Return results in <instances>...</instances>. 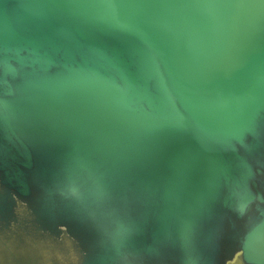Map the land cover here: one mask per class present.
<instances>
[{"label":"water","instance_id":"95a60500","mask_svg":"<svg viewBox=\"0 0 264 264\" xmlns=\"http://www.w3.org/2000/svg\"><path fill=\"white\" fill-rule=\"evenodd\" d=\"M0 264H264V0H0Z\"/></svg>","mask_w":264,"mask_h":264}]
</instances>
